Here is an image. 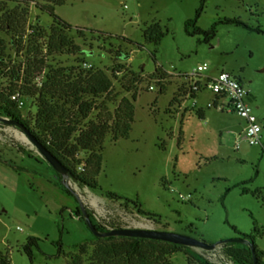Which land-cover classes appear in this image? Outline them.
<instances>
[{"label":"rangeland","instance_id":"374dc122","mask_svg":"<svg viewBox=\"0 0 264 264\" xmlns=\"http://www.w3.org/2000/svg\"><path fill=\"white\" fill-rule=\"evenodd\" d=\"M18 5L14 38L0 33L7 46L0 84L23 95L19 107L32 127L38 111L33 92L48 78L68 82L83 71L103 69L113 80L69 144L89 121L113 116L123 97H137L128 136L114 139L116 123L110 120L98 188L81 187L73 178L66 184L25 132L0 121V264H74L71 256L79 254V246L86 243L90 251L96 242L76 216L82 203L107 227H150L211 244L241 238L258 226L256 243L264 249V133L263 145L250 144L242 137L246 120L208 106L214 94L207 89L193 99L183 75L207 62L206 74L226 70L241 79L264 125V0H205L197 26L209 29L219 21L208 42L186 30L202 0H65L55 6V15L29 0ZM56 16L72 28L56 23ZM157 22L165 35L155 44L145 31ZM61 36L68 44L61 45ZM156 67L162 71L154 74ZM90 154L81 148L72 163L80 168ZM108 191L156 216L109 198ZM198 255L233 264L223 244L183 246L170 258L173 264H201Z\"/></svg>","mask_w":264,"mask_h":264},{"label":"trees","instance_id":"16d2710c","mask_svg":"<svg viewBox=\"0 0 264 264\" xmlns=\"http://www.w3.org/2000/svg\"><path fill=\"white\" fill-rule=\"evenodd\" d=\"M34 2L36 6L43 10L50 11L55 15V6L63 4L65 0H44L42 3L38 0H29ZM9 4H14L12 8L6 7L3 0H0V33L3 31L10 33L14 38L17 31L20 16H18V4L25 2V0H6ZM205 0H202L201 7L196 11L194 18L188 19L186 22V30L190 33H200L204 35V41H210L217 31V23H214L209 29H204L197 26V20L200 17ZM63 23L67 28H72V25L67 21L56 16V23ZM225 22H236L242 24L243 22L237 19L226 18ZM193 27V30L190 28ZM80 28V27H77ZM259 31H262L259 29ZM33 32V31H32ZM102 34H108L105 31H98ZM165 32L161 25L157 22L146 29L145 37L148 41L158 44L164 37ZM125 38V37H122ZM61 45L68 44L61 36ZM126 39V38H125ZM130 42L132 40L127 39ZM13 42V41H12ZM15 44L14 42L12 43ZM74 47V44H71ZM79 50V48H78ZM125 54L121 55L123 58ZM7 58V46L4 37L0 36V64H5ZM121 67V66H120ZM21 68L17 70L15 78H20ZM117 72L120 70L116 69ZM162 68L156 67L154 74L160 73ZM40 72V71H39ZM1 73V66H0ZM78 80L63 81L57 77L53 80H46L41 83L39 90L34 91L38 96V111L35 122V128L32 127L27 117H25L20 110L21 95L19 90H7L3 84H0V117L15 121L17 123H10L4 119L0 121L17 126L23 132H29L30 136L57 158L62 165L67 169L69 176L73 178L81 187L98 188V175L102 169L103 163V143L107 137V133L111 129L110 120H115V129H113V138L126 137L131 130V124L134 120L135 106L134 100L136 94H133L132 100L128 97H123L117 105L113 116L109 113L106 119L98 121H89V125L81 128L79 135L76 137V142L69 144L73 138V134L77 131V124L84 119H87L95 108V98L104 94H109L113 87V80L111 76L103 69L87 70L78 75ZM159 82L160 79H158ZM161 84V83H159ZM162 89L166 86L162 83ZM19 93L18 98H13V95ZM23 96V95H22ZM176 96V95H175ZM174 96V97H175ZM196 98L197 94L190 95ZM173 97V99H174ZM172 99V100H173ZM171 100V101H172ZM62 101V103H60ZM70 104V106H69ZM198 112L203 116L204 112L199 109ZM114 117V118H113ZM60 119L58 122L57 120ZM25 129H22L20 125ZM33 142V141H32ZM90 150L91 154L88 159L82 163V167L77 168L72 163L76 158L79 149ZM23 151L26 153L23 149ZM32 155L31 153H29ZM46 158L45 156H43ZM57 171V170H56ZM59 179H63V174L57 171ZM247 191V189H244ZM107 196L111 199L122 200L125 203H133L140 214L156 216L153 213L146 212L136 200L123 197L116 192L108 191ZM89 216L94 222L97 229L100 231L110 230L112 228H120V226L107 227L100 221L96 222L93 215L88 211ZM76 216L80 220H85L83 212L76 210ZM261 230L258 226L253 232L244 233L241 238L245 241H230L224 240L223 247L227 256L234 264H264V249L260 248L256 243V234ZM34 240L33 237H31ZM96 242L92 244L89 251L87 244L79 246V254L71 256L74 264H173L171 254L182 249L183 244L173 243L160 239L146 238V237H130V236H105L100 237L95 235ZM253 242L254 248L248 243ZM32 260V255H30ZM201 264H214L212 261L198 255ZM2 264H11L8 260H2Z\"/></svg>","mask_w":264,"mask_h":264},{"label":"built area","instance_id":"2783aa9c","mask_svg":"<svg viewBox=\"0 0 264 264\" xmlns=\"http://www.w3.org/2000/svg\"><path fill=\"white\" fill-rule=\"evenodd\" d=\"M208 69L209 64L205 62L192 72L183 74L190 81L188 95L190 96L191 93L198 94L203 89L211 91L214 97L208 101V106H218L222 110L239 114L246 120L242 137L250 144L263 145L264 125L258 121L253 111V107L248 100L249 91L242 80L226 70H221L216 74H206L205 71ZM18 97L19 93L13 95V98ZM20 102L22 103L21 100Z\"/></svg>","mask_w":264,"mask_h":264},{"label":"water","instance_id":"95a60500","mask_svg":"<svg viewBox=\"0 0 264 264\" xmlns=\"http://www.w3.org/2000/svg\"><path fill=\"white\" fill-rule=\"evenodd\" d=\"M0 119H4L1 118ZM5 121H8L10 123H17L15 121H9L7 119H4ZM20 125V124H19ZM22 129H25L22 125H20ZM29 138L33 141V143L38 147L39 151L43 156L46 157V159L55 167V169L63 174V181L69 185V181L71 180V177L69 176V173L67 169L62 165V163L55 158L51 153H49L45 148H43L40 144H38L32 136H30L29 132H25ZM83 215L85 218V221L89 228L95 233V235L100 237L105 236H130V237H146V238H153V239H160L164 241H169L173 243L183 244L187 246H196V247H203L206 249H213L218 244H222L224 241H218L217 243H207L203 240L166 230H160L156 228H150V227H120V228H112L110 230L100 231L95 226L94 222L92 221L91 217L89 216L86 208L84 207L83 203ZM230 241H245L244 238H236V239H229ZM252 248H254V243L249 242ZM257 259L255 258V264Z\"/></svg>","mask_w":264,"mask_h":264},{"label":"bare ground","instance_id":"6f19581e","mask_svg":"<svg viewBox=\"0 0 264 264\" xmlns=\"http://www.w3.org/2000/svg\"><path fill=\"white\" fill-rule=\"evenodd\" d=\"M21 136H22L23 139L27 140V137L24 134H22Z\"/></svg>","mask_w":264,"mask_h":264}]
</instances>
